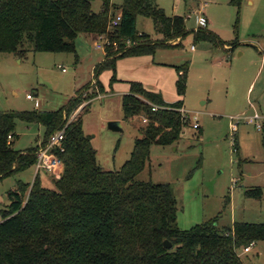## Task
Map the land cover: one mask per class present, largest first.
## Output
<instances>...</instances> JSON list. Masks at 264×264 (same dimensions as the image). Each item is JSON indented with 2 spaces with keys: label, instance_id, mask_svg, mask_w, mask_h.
Returning <instances> with one entry per match:
<instances>
[{
  "label": "trees",
  "instance_id": "obj_1",
  "mask_svg": "<svg viewBox=\"0 0 264 264\" xmlns=\"http://www.w3.org/2000/svg\"><path fill=\"white\" fill-rule=\"evenodd\" d=\"M91 2L0 0V53L21 54L26 47L74 52L80 34L105 35L117 49L124 40L134 42L122 52L105 45V59L94 68L97 77L106 68L114 71L118 58L152 55L155 47L167 46L166 41L175 38L179 42L174 47L181 46L188 33L184 17L166 16L155 0H122L119 6L101 0L98 13L91 11ZM115 10L120 20L112 27ZM138 16L152 19L162 42L149 46L142 41L149 37L137 31ZM192 33L194 41L214 47L222 44L206 27ZM188 65L174 67L179 99L172 103L139 82L130 83L129 93L121 97L124 119L143 114L146 122L119 170H105L99 164L81 116L66 123L65 116L78 103L76 96L56 111L0 112V179L34 167L38 147L64 129L63 150L54 149L62 174L51 180L52 187L42 185L40 173L47 174L37 171L32 182L20 181L8 193L9 204L0 210V264H242L235 250L264 240V223L235 222L219 228L215 217L181 230L176 226L177 203L170 185L136 178L149 163L151 146H173L188 125L189 118L178 111L183 106ZM153 106L158 109L153 111ZM16 120L41 125L43 141L25 151L15 150ZM261 130L264 137V122ZM245 194L259 199L262 191L249 189ZM164 240L171 248H164Z\"/></svg>",
  "mask_w": 264,
  "mask_h": 264
},
{
  "label": "rangeland",
  "instance_id": "obj_2",
  "mask_svg": "<svg viewBox=\"0 0 264 264\" xmlns=\"http://www.w3.org/2000/svg\"><path fill=\"white\" fill-rule=\"evenodd\" d=\"M121 1L112 0L116 6ZM155 3L166 16L184 17L188 33L181 46L174 47L179 38L167 40V46H157L147 55V62L138 57L133 64L117 63L114 71H100L96 80L103 89L97 81L92 82L90 74L92 62L103 52L95 47L101 42L94 35H78L74 52H41L30 47L21 54L2 52L0 112L56 111L76 96L78 103L65 116L66 123L81 116L99 164L105 170H119L146 122L143 114L124 119L120 90L132 79L178 100L174 67L188 63L185 109L181 107L189 118L188 125L173 146H151L149 163L136 178L170 185L177 203L176 226L181 230L215 217L219 228L232 227L235 222L264 223V137L256 127L264 122V0ZM91 11H101V0H92ZM117 14L115 10L114 16ZM198 16L208 21V31L234 48L194 41L192 31L201 27ZM136 29L148 35L142 40L145 44L162 42L150 17L138 16ZM133 44L124 40L122 47H111L122 52ZM135 96L145 101L140 93L135 92ZM152 110L157 109L153 106ZM255 114L261 119L249 123L248 118ZM111 121L120 122L121 129H109ZM195 122L198 129L193 128ZM231 124H236L235 130ZM15 133L13 148L25 151L43 141L44 128L16 120ZM62 168L60 164L52 174L45 171L47 176L40 173L42 185L51 188V180L60 177ZM35 173V167H29L0 179V210L8 206V193L18 182H32ZM255 188L262 191L259 199L246 196V190ZM248 246L249 252H243L244 247L235 250L240 262L264 264V240Z\"/></svg>",
  "mask_w": 264,
  "mask_h": 264
},
{
  "label": "built area",
  "instance_id": "obj_3",
  "mask_svg": "<svg viewBox=\"0 0 264 264\" xmlns=\"http://www.w3.org/2000/svg\"><path fill=\"white\" fill-rule=\"evenodd\" d=\"M202 13V11H201ZM120 20V13L118 12V14L116 15V17L111 21V26H117ZM197 22L199 24V26L201 27H205L207 25V21L206 19H204L202 16H198L197 18ZM101 43H95V47L97 49H101L103 52L105 50V45H111V46H117V44L115 42H111L109 39H107V37L105 35L99 36L98 37ZM129 41V40H128ZM191 49H194L193 46H191ZM27 98L31 99L32 96L31 95H27ZM154 108L158 109V107L154 106ZM178 111L181 113V115L186 116L184 114L185 110H183L182 108H179ZM261 119L257 114H255L253 117H249L248 118V122L249 123H255L256 120ZM264 119V118H263ZM262 119V120H263ZM262 122H258L256 124V127L258 129H262ZM198 124L194 123L193 124V128H197ZM232 129H236V124H231V130ZM64 138V129H60L54 133H52L48 139L47 142L45 143V145H40L38 147V150L36 152V163L34 165L35 167V172L37 171H48L50 174H52L54 172V169L57 165L62 164L61 161L58 159V157L56 156V154L54 153V149H59V150H63L62 147V141ZM250 251V247H244L243 248V252H249Z\"/></svg>",
  "mask_w": 264,
  "mask_h": 264
},
{
  "label": "crops",
  "instance_id": "obj_4",
  "mask_svg": "<svg viewBox=\"0 0 264 264\" xmlns=\"http://www.w3.org/2000/svg\"><path fill=\"white\" fill-rule=\"evenodd\" d=\"M207 21V20H206ZM207 24H208V21H207ZM206 28H207V25L205 26ZM224 42H222V44H223ZM224 46H225V48H230V46H229V43H224L223 44ZM191 49V48H190ZM191 50H194V49H191ZM264 51V50H263ZM147 55H151V54H142V55H131V56H124V57H130V58H127V59H124V60H126L125 62H124V60H122L121 58H123V57H121V58H118L117 60H116V62H115V67L117 66V63H118V66L120 65L119 63H121L123 66L124 65H126V64H133V61L132 60H138L137 58L138 57H142L143 59H144V61L145 62H147ZM105 59V57H104V52H102V57H100V58H98L97 60H95V61H93L92 62V64H91V68H90V74H91V76H93L94 77V68H95V66L96 65H98L99 63H101L103 60ZM117 66V67H118ZM116 67V68H117ZM115 68V69H116ZM176 78H177V74H176ZM93 80H92V82H94V81H97L96 80V77H94V78H92ZM176 81V80H175ZM98 82V81H97ZM128 82V87L127 88H124V89H122V90H120V92H119V94H121L122 96L123 95H125V94H127V93H129V90H130V83L131 82H136V81H134V80H132V79H130V80H128L127 81ZM99 83V82H98ZM139 83H141V82H139ZM101 85V84H100ZM141 85H142V83H141ZM143 86V85H142ZM144 87V86H143ZM101 88L103 89V87H102V85H101ZM146 90H149V91H152V92H156V93H160L161 94V96H162V98H163V100H164V102H166V103H172V102H175L177 99L174 97V98H169V97H167V96H165V94L162 92V90H160V89H158V91H153V90H150V89H147L146 87H144ZM104 91V90H103ZM183 108H184V102H183V106H182ZM185 109V108H184ZM196 123V122H195ZM121 124V123H120Z\"/></svg>",
  "mask_w": 264,
  "mask_h": 264
},
{
  "label": "water",
  "instance_id": "obj_5",
  "mask_svg": "<svg viewBox=\"0 0 264 264\" xmlns=\"http://www.w3.org/2000/svg\"><path fill=\"white\" fill-rule=\"evenodd\" d=\"M64 40L66 41L67 39H64ZM107 125H108V128L111 130H118V129L120 130L121 129V124L118 121H111ZM163 246L166 249L171 248V244L167 240L163 241Z\"/></svg>",
  "mask_w": 264,
  "mask_h": 264
}]
</instances>
